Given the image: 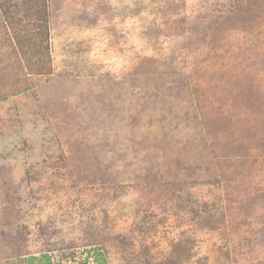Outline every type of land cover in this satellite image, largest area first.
<instances>
[{"label": "rangeland", "instance_id": "rangeland-1", "mask_svg": "<svg viewBox=\"0 0 264 264\" xmlns=\"http://www.w3.org/2000/svg\"><path fill=\"white\" fill-rule=\"evenodd\" d=\"M32 1H0V264H264V0Z\"/></svg>", "mask_w": 264, "mask_h": 264}, {"label": "trees", "instance_id": "trees-1", "mask_svg": "<svg viewBox=\"0 0 264 264\" xmlns=\"http://www.w3.org/2000/svg\"><path fill=\"white\" fill-rule=\"evenodd\" d=\"M1 1V9L4 10L5 13H7L8 16L12 15V18H10L11 20H15V21H20V19L22 17H36L38 20H42L46 17V10L43 11L41 8V5L39 4V2L33 3L34 1L32 0H22L23 1V5L25 6L23 8V13L24 15H16L14 13V11L16 10L17 6H20V3L18 5V2L13 3V0H0ZM21 5V6H23ZM15 7L14 10H12V7ZM12 24V22H10L9 20V24ZM33 25H35L33 23ZM40 29H43L45 32H40L39 31H35V33L31 36L29 35V32L24 29H19L20 27H18L17 31L14 33H12V38H13V43L17 46H21L22 51L24 52V55H29V57H37L40 53L41 50H46V46L44 44V41L42 39L43 36H47L46 32H47V26H41L38 25L37 26ZM39 32V34H38ZM42 58V57H41ZM46 61V60H44ZM46 258H50L47 254H44ZM167 263L168 264H176V262H174L173 260H169L167 259ZM49 264H53L51 261Z\"/></svg>", "mask_w": 264, "mask_h": 264}]
</instances>
